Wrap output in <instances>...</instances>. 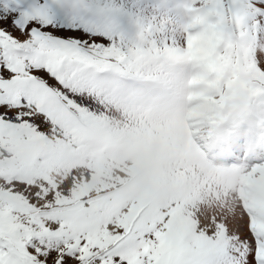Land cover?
<instances>
[{
    "label": "snow or ice",
    "instance_id": "6c2138e0",
    "mask_svg": "<svg viewBox=\"0 0 264 264\" xmlns=\"http://www.w3.org/2000/svg\"><path fill=\"white\" fill-rule=\"evenodd\" d=\"M175 25L131 41L100 29L85 0H6L0 9V264H264V187L232 211L207 212L181 237L168 215L108 220L58 183L62 141L93 119V103L187 54L264 82V0H179ZM70 125L71 131H68Z\"/></svg>",
    "mask_w": 264,
    "mask_h": 264
},
{
    "label": "rangeland",
    "instance_id": "374dc122",
    "mask_svg": "<svg viewBox=\"0 0 264 264\" xmlns=\"http://www.w3.org/2000/svg\"><path fill=\"white\" fill-rule=\"evenodd\" d=\"M85 2L96 26L125 41L150 24L171 29L181 14L179 0ZM175 58L183 65L175 74L145 69L93 103V119L64 138L53 172L58 183L71 177L76 203L90 201L108 220L151 224L168 215L181 237L204 212L219 218L238 195L264 187V82L226 61L205 73L187 54ZM209 131L229 143L228 164L205 157L220 151Z\"/></svg>",
    "mask_w": 264,
    "mask_h": 264
},
{
    "label": "bare ground",
    "instance_id": "6f19581e",
    "mask_svg": "<svg viewBox=\"0 0 264 264\" xmlns=\"http://www.w3.org/2000/svg\"><path fill=\"white\" fill-rule=\"evenodd\" d=\"M257 119V118H256ZM216 132V131H215ZM213 139V141H214V137L212 138ZM249 140V139H248ZM229 141V140H228ZM230 142V141H229ZM226 143V142H225ZM242 145V144H241ZM212 147V146H211ZM246 149V148H245ZM234 151V150H233ZM230 154H231V152H230ZM232 155H233V153H232ZM219 157H224V156H219ZM207 160V159H206Z\"/></svg>",
    "mask_w": 264,
    "mask_h": 264
}]
</instances>
